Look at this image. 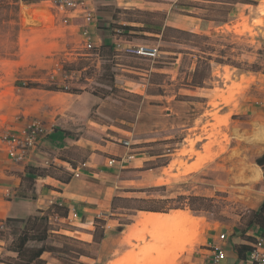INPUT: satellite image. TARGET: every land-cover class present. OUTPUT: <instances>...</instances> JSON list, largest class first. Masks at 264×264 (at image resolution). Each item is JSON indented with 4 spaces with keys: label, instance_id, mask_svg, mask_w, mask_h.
Here are the masks:
<instances>
[{
    "label": "rangeland",
    "instance_id": "obj_1",
    "mask_svg": "<svg viewBox=\"0 0 264 264\" xmlns=\"http://www.w3.org/2000/svg\"><path fill=\"white\" fill-rule=\"evenodd\" d=\"M107 7L113 9L99 2L97 11ZM67 13L51 0H41L21 4L17 22L0 19V133L33 120L44 123L46 112L66 108L68 115L79 117L78 133L84 137L129 141L158 156L145 173L130 176L135 182L118 184L120 191L132 193H118L109 211L96 216V243L75 238H83L77 232L92 229L96 221L52 226L53 244H67L95 261L79 260L70 252L61 254L60 260L45 253L47 264H102L114 246L121 252L109 264H177L181 254L194 247L198 253L192 252L193 258L202 255L205 263L203 255L210 246L196 244L202 228L212 221H217L218 235L233 229L240 237L254 236L257 226L247 224L250 211L264 200L262 170L254 162L264 152V114L236 111L251 103L260 111L264 102V0H145L136 8H116L110 17L99 13L96 23L108 40L98 56L84 48L72 21H64ZM144 22L166 26L164 39L121 28L143 27ZM117 40L140 52L113 51ZM206 55L227 63L211 62L206 87L177 88ZM157 64L163 67L157 69ZM149 79L161 82L163 95L146 93L155 87ZM54 85L59 90L40 88ZM78 87V93L65 91ZM177 95L190 97L177 99ZM48 171L63 176L54 168ZM158 179L161 183L155 184ZM171 205H179L177 209L193 216L194 222L135 226L137 210ZM170 210L158 213L170 217L174 212ZM104 230L107 237L98 243ZM227 234L221 245L230 242ZM0 239H9L6 246L10 245L7 232L0 231ZM9 255L3 253L0 259Z\"/></svg>",
    "mask_w": 264,
    "mask_h": 264
},
{
    "label": "crops",
    "instance_id": "obj_2",
    "mask_svg": "<svg viewBox=\"0 0 264 264\" xmlns=\"http://www.w3.org/2000/svg\"><path fill=\"white\" fill-rule=\"evenodd\" d=\"M87 5L94 10V16L99 13H105L107 17L112 16L114 9L116 8H136L140 6L145 0H85ZM104 2V4H110L113 6L104 8V10L97 11V4ZM67 16L72 21V25L82 33L84 23L80 16H76L73 12L67 13ZM74 20V22H73ZM111 20V19H110ZM100 25V24H99ZM88 29L93 35V39L98 45H102L108 39L101 33V28H98V24L89 25ZM105 44V43H104ZM193 91V90H191ZM46 103L50 104L51 100L45 97ZM264 101V91H263ZM260 111H256L249 104V107L241 111L240 107L236 111L243 113L244 115H250L252 111L257 115L259 113L264 114V102ZM60 105V104H59ZM59 105L57 107H59ZM252 107V108H250ZM46 111V110H45ZM66 108H61L57 112L48 111L43 115L42 119L48 127V133L42 144L34 151L28 161L24 165H16L12 163L4 151L0 147V222H4L6 217H24L26 215L36 214L39 210L44 211L46 209V200L50 196H54L58 201L63 203L65 209L75 208L79 212V219L76 220V226L83 225L85 223L95 222L98 214H106L109 211L113 197L118 193L128 194L132 191L117 189L118 184L122 182H135L134 178L130 176H140L145 173L147 169L145 167L158 155H151L145 150V146L133 147L129 141L117 139H102V142L84 137L78 133L80 128L78 127L79 117L68 115ZM141 118H142V112ZM260 115V114H259ZM258 115V116H259ZM253 119V118H252ZM135 142H142L136 140ZM144 142V141H143ZM134 149L143 150L139 153H134ZM130 156V158H129ZM115 160L110 163V160ZM195 161H187L186 165H190ZM39 166L42 168H48L50 165L54 167L58 172L63 175L70 174L71 177L68 181H62L54 176L35 175L30 181L26 180L27 167ZM256 165V164H255ZM257 169H261L256 165ZM161 166H158L156 170H159ZM76 173V175H75ZM261 174V173H260ZM156 177L153 176L154 181ZM159 181L156 180V182ZM179 209H173L170 211H176ZM143 210H137L141 212ZM154 212V211H145ZM138 213V214H139ZM161 213V212H160ZM170 214V213H163ZM134 222L127 224L133 225ZM126 229H122L124 231ZM222 230V229H221ZM93 231L89 229L86 232H77L83 235V238L76 237L78 240L85 241L89 244L96 243L93 241ZM220 231L217 221L208 223L207 227H203L197 239L196 247L211 246L216 242L218 232ZM104 235L101 239L102 243L106 239V230L103 231ZM226 232V233H225ZM224 233L230 235V242L224 243L222 247L225 249L226 259L224 264H236L238 258L233 249L235 244L244 242V239L238 236L235 230H226ZM71 233H73L71 231ZM85 235V237H84ZM9 240V239H8ZM8 240L0 239V255L10 254L6 244ZM7 242V243H6ZM188 251V250H187ZM200 252L202 250H199ZM121 252L118 246H114L110 250V258L105 260L102 264H109L115 260V256ZM192 252H196V248L188 252H183L178 259L177 264H210L209 253L205 256V263L202 262V255L193 258ZM87 258L95 261L96 258L90 255H82L78 259ZM201 260V261H200Z\"/></svg>",
    "mask_w": 264,
    "mask_h": 264
},
{
    "label": "trees",
    "instance_id": "obj_3",
    "mask_svg": "<svg viewBox=\"0 0 264 264\" xmlns=\"http://www.w3.org/2000/svg\"><path fill=\"white\" fill-rule=\"evenodd\" d=\"M41 0H0V19L5 21L13 20L17 22V16L19 12V8L21 4H30L36 3ZM153 24V25H152ZM124 32H129L132 30H139L145 32H151L155 35L161 36L163 38L164 31L166 30V26L164 25H156V23H143V27H134L133 25L124 24L122 27ZM99 51V55L102 54ZM110 49H113L111 47ZM114 51V49H113ZM201 58V56H199ZM204 61L197 60V63L189 77H186L182 82L177 85V88H184L188 90H194L195 88L199 87H206L208 82L210 81V66L211 62H215L218 64H226L227 62L224 61L220 57H212V55H206L203 57ZM201 63V64H200ZM204 65V66H203ZM203 66V67H202ZM157 69H161L163 65L157 64L154 66ZM151 76L155 77H164L165 74L163 73H151ZM169 84H174L172 81H168ZM149 85L155 84L154 88L146 89V93L149 95H163V87L161 82H154L152 79L148 80ZM28 86V85H27ZM30 86V85H29ZM32 86V85H31ZM40 86V85H37ZM45 90L49 91H56L59 90L57 85L54 86H43L40 87ZM80 87L73 88L70 90H65L66 92L70 93H78L80 92ZM190 96L187 95H177V99L188 98ZM255 164L262 170V176L264 179V152L255 158ZM48 168H54L51 165ZM48 168H42L39 166H28L27 167V175L25 177L26 180L30 181L33 179L34 174L41 176V175H50L58 178L62 181H68L71 177L70 174L68 175H53L48 171ZM117 196L113 197V200ZM168 202L173 201V199H165ZM180 208L179 205H171L164 209H150L148 211H168L170 209H177ZM61 212H65V208L63 206L60 209ZM250 219L248 220L247 225H255L257 226L258 232L263 234L264 233V200L258 206L257 209L250 211ZM6 227L8 228V234L11 236L10 245L8 246V251L13 253V255H9L4 259H0V264H47V261L43 259V254L50 253L56 259L61 258V254L70 252V256L74 257L73 253L76 255V258H79L82 255L87 256V254L83 251L75 250L69 248L67 244L58 246L53 244L49 239L51 237V233L53 232V228L49 226L47 223L46 212L39 210L36 214L26 215L24 217H6L5 221L3 222ZM97 221L94 223V231H93V241H97L95 237V231L97 230ZM245 233L241 234V237L244 239L243 243L235 244L233 249L237 255L238 259H242L246 256L247 252L250 249V242L253 240V236L244 235ZM100 239L103 238V231H101L99 237Z\"/></svg>",
    "mask_w": 264,
    "mask_h": 264
},
{
    "label": "built area",
    "instance_id": "obj_4",
    "mask_svg": "<svg viewBox=\"0 0 264 264\" xmlns=\"http://www.w3.org/2000/svg\"><path fill=\"white\" fill-rule=\"evenodd\" d=\"M51 2L59 11L73 12L76 16L82 18L84 23V29L81 33L83 46L87 51L98 56L100 45L96 43L92 33L88 29L89 25L96 23L94 10L87 5L85 0H51ZM68 19L69 17L65 16L64 21L67 22ZM113 49L116 52H140L139 49L133 48L130 45H124L118 40L114 43ZM47 133L48 127L43 122L37 120L29 121L21 127L3 130L0 133V147L12 163L24 165L30 155L42 144ZM114 161L111 159L110 163ZM46 205V209L43 212H46L47 223L50 227L79 219V212L73 207L66 209L63 214L60 210L63 208V203L58 201L53 195L47 198ZM0 231L8 233V228L2 222H0ZM253 237L246 256L238 259L236 264H264V233L261 234L256 230ZM225 240L226 234L224 232L220 233L216 242L210 246V264H224L226 253L220 243H223Z\"/></svg>",
    "mask_w": 264,
    "mask_h": 264
},
{
    "label": "bare ground",
    "instance_id": "obj_5",
    "mask_svg": "<svg viewBox=\"0 0 264 264\" xmlns=\"http://www.w3.org/2000/svg\"><path fill=\"white\" fill-rule=\"evenodd\" d=\"M160 183H161V180H159V181L156 182V184H160ZM193 218H194L193 216L191 217L189 214H187L185 212H182L181 210L174 211L170 217L166 216L165 214H164V217H161L160 213H158V212H145V211H141L138 214V217H137L135 226L139 225V226H142V227H146L148 225H151L153 227L160 228L166 222H171V221H184L186 224H191V223L194 222V219ZM131 230H133V229H131ZM186 241H187V239L184 242H186Z\"/></svg>",
    "mask_w": 264,
    "mask_h": 264
}]
</instances>
